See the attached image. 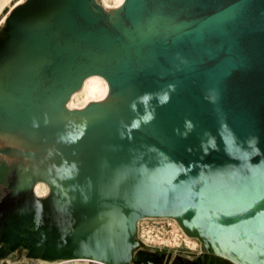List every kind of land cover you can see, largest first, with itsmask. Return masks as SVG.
I'll use <instances>...</instances> for the list:
<instances>
[{
  "label": "water",
  "instance_id": "water-1",
  "mask_svg": "<svg viewBox=\"0 0 264 264\" xmlns=\"http://www.w3.org/2000/svg\"><path fill=\"white\" fill-rule=\"evenodd\" d=\"M91 75L109 95L68 107ZM0 133L26 141L0 144L19 160L0 259L159 264L167 252L138 225L167 217L200 239L201 260L264 264V0L15 4L0 27Z\"/></svg>",
  "mask_w": 264,
  "mask_h": 264
},
{
  "label": "rangeland",
  "instance_id": "rangeland-1",
  "mask_svg": "<svg viewBox=\"0 0 264 264\" xmlns=\"http://www.w3.org/2000/svg\"><path fill=\"white\" fill-rule=\"evenodd\" d=\"M24 0H0V27L4 23L5 17L11 10V8ZM104 6V2L107 3L108 8H113L116 6V0H98ZM82 94V95H81ZM77 97V98H76ZM74 97V102L76 104H82L84 102L83 92H79L78 95ZM81 98V99H80ZM78 102V103H77ZM7 141V140H6ZM4 139L0 140V144H5ZM8 159V160H6ZM9 161L12 164H7V168L0 166V197L6 192L7 185L5 183L6 174L8 172L9 166L17 163L19 160H11L10 157L0 155V161ZM39 184V185H38ZM36 185V193L38 195H44L48 192V185L46 183H38ZM139 236L146 240L150 245L160 247L161 249L179 252L190 258H195V264H204L203 261L200 262L198 252L202 250V244L199 238L189 236L185 233L181 225L173 218L158 217V218H142L139 221ZM55 261H46L42 259H33L26 257V250H20L14 252L12 256L4 259H0V264H53ZM226 264V261L221 258V261L213 260L212 263L207 264ZM60 264H105L99 261L91 259H72L67 261H62Z\"/></svg>",
  "mask_w": 264,
  "mask_h": 264
},
{
  "label": "bare ground",
  "instance_id": "bare-ground-1",
  "mask_svg": "<svg viewBox=\"0 0 264 264\" xmlns=\"http://www.w3.org/2000/svg\"><path fill=\"white\" fill-rule=\"evenodd\" d=\"M116 2H117V0H116ZM123 2H124V0H122V2H117L116 6H114V7H119ZM104 4L106 6H108L106 2H104ZM80 91L83 92V94L85 96L84 102L82 104H76V102H74V97H76V95H78V93ZM108 95H109L108 81L104 77H102L101 75H91L88 78H86L81 89L72 95L70 100L67 102V105L70 108H82L88 102L104 100ZM1 139H4V141L7 140L5 144H9V145L24 146L25 142H26L24 139L20 138V136H18V135L10 136V134L4 135V134L0 133V140ZM38 183H43V182H38ZM35 191H36V188H35ZM62 261H67V260L55 261V262H53V264H60Z\"/></svg>",
  "mask_w": 264,
  "mask_h": 264
},
{
  "label": "crops",
  "instance_id": "crops-1",
  "mask_svg": "<svg viewBox=\"0 0 264 264\" xmlns=\"http://www.w3.org/2000/svg\"><path fill=\"white\" fill-rule=\"evenodd\" d=\"M149 246L155 247V249L158 250V252H160V253L167 252L166 257L165 258L162 257V259H163L162 261L163 262L160 261L159 264H195V262H196V259L195 258L187 257L186 255L181 254L179 252H173V251L161 249L160 247L158 248V247L153 246V245H149ZM201 251L202 250H200L198 252V256L199 257H202V256H200ZM203 259L204 258H202V260H201V258H200V262L203 261L204 264H207L209 262V259L208 258L206 260H203Z\"/></svg>",
  "mask_w": 264,
  "mask_h": 264
},
{
  "label": "trees",
  "instance_id": "trees-1",
  "mask_svg": "<svg viewBox=\"0 0 264 264\" xmlns=\"http://www.w3.org/2000/svg\"><path fill=\"white\" fill-rule=\"evenodd\" d=\"M7 164H12V163L9 162V161L7 162L6 160H5V161H0V166L3 165V168H5V167L7 166ZM15 164H16V163H15ZM15 164H13L11 167L9 166L8 172H7V174H6L5 183H6L7 187H8L9 178H10V176L12 175V170H13ZM6 168H7V167H6ZM0 169H1V168H0ZM2 196H3V195H2ZM2 196H1V197H2ZM1 197H0V198H1Z\"/></svg>",
  "mask_w": 264,
  "mask_h": 264
},
{
  "label": "built area",
  "instance_id": "built-area-1",
  "mask_svg": "<svg viewBox=\"0 0 264 264\" xmlns=\"http://www.w3.org/2000/svg\"><path fill=\"white\" fill-rule=\"evenodd\" d=\"M162 218V217H161ZM168 219V218H167ZM138 227H139V225H138ZM138 236H139V231H138ZM139 238L145 243V244H147V245H150L148 242H146V240L145 239H143L142 237H140L139 236Z\"/></svg>",
  "mask_w": 264,
  "mask_h": 264
},
{
  "label": "snow or ice",
  "instance_id": "snow-or-ice-1",
  "mask_svg": "<svg viewBox=\"0 0 264 264\" xmlns=\"http://www.w3.org/2000/svg\"><path fill=\"white\" fill-rule=\"evenodd\" d=\"M118 2H122V0H118Z\"/></svg>",
  "mask_w": 264,
  "mask_h": 264
}]
</instances>
